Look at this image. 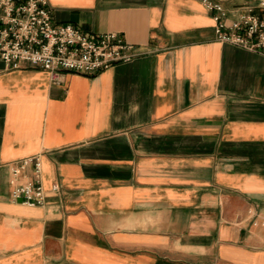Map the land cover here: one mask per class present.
I'll return each mask as SVG.
<instances>
[{
	"label": "crops",
	"instance_id": "0c3cea01",
	"mask_svg": "<svg viewBox=\"0 0 264 264\" xmlns=\"http://www.w3.org/2000/svg\"><path fill=\"white\" fill-rule=\"evenodd\" d=\"M211 1L228 23L247 0ZM48 6L139 55L61 84L0 58V264H264V54L219 41L202 0ZM35 154L44 204L10 201Z\"/></svg>",
	"mask_w": 264,
	"mask_h": 264
},
{
	"label": "built area",
	"instance_id": "2783aa9c",
	"mask_svg": "<svg viewBox=\"0 0 264 264\" xmlns=\"http://www.w3.org/2000/svg\"><path fill=\"white\" fill-rule=\"evenodd\" d=\"M213 11L216 38L264 54V0H247L237 18L227 23L219 2L202 0ZM139 55L134 45L116 32L89 33L72 23H56L48 0H0V58L8 68L46 70L52 84L63 83L67 73L96 75ZM40 154L10 165L9 200L43 205L45 189ZM53 181L51 190L60 191Z\"/></svg>",
	"mask_w": 264,
	"mask_h": 264
}]
</instances>
